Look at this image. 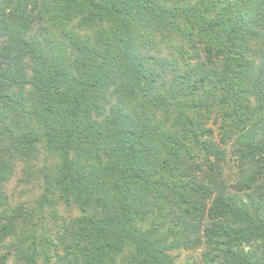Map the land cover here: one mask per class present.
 Masks as SVG:
<instances>
[{
    "label": "trees",
    "instance_id": "16d2710c",
    "mask_svg": "<svg viewBox=\"0 0 264 264\" xmlns=\"http://www.w3.org/2000/svg\"><path fill=\"white\" fill-rule=\"evenodd\" d=\"M215 109L236 181L208 207L197 177L165 185L166 199L153 162L207 176L200 152L217 168L199 117ZM40 148L59 175L35 169ZM17 161L46 179L40 205L76 203L82 215L56 245L34 209L11 208L0 190V264H47L59 245L71 264H118L125 250L126 264H173L159 226H139L147 181L149 213L166 207L174 220L171 249L205 243L204 260L264 264V0H0V188Z\"/></svg>",
    "mask_w": 264,
    "mask_h": 264
},
{
    "label": "rangeland",
    "instance_id": "374dc122",
    "mask_svg": "<svg viewBox=\"0 0 264 264\" xmlns=\"http://www.w3.org/2000/svg\"><path fill=\"white\" fill-rule=\"evenodd\" d=\"M81 30V29H80ZM85 30H81L80 33H85ZM218 111L211 110L209 112H200L199 117L202 123V130L206 131L203 133V136L200 138L201 141L207 147L214 148L219 150V159L217 160L215 157H210L211 165L216 166L217 168L211 170L209 163L205 162L203 159V154L198 153V158L196 159L197 164L202 167V170L206 173L207 176H201L197 172L192 169V172L186 173L185 170L175 171L174 174L169 175L163 171L162 160L159 162H153L150 166L149 173V181H152L157 186V183L160 181L163 182L161 187V192L167 199V192L165 190V185L170 187L171 185H177V181L181 180L183 182H187L190 179H195L197 177L200 182H202L204 187L209 188V195L207 197L204 194L199 195L200 201L208 207L213 198L215 197L218 190H222V188L228 186L231 183H234L237 179L239 173V165L236 162L235 158H232L230 154V146H225V139L223 137V124L227 123V121H223L222 118L218 115ZM229 130V128L227 129ZM179 137L181 138V131L178 132ZM184 138V137H183ZM194 137L185 136L187 139L186 143L192 149L193 159L187 160L188 162H195V142ZM230 142V141H229ZM224 162V163H223ZM59 159L45 151L44 148H40L39 160L35 164V169H39L41 172L44 170L46 173L55 174V176L59 175ZM195 166H191L188 168H193ZM221 167V172H218ZM187 168V169H188ZM25 169V164L21 161H17L14 164V168L10 177L2 183L0 188L1 192L7 197L8 205L13 208L18 205H22L25 209H34V216L42 218L39 225H43L46 228V232L48 238H50L56 245L55 236L61 232L62 227L69 224L70 222L77 219L80 215H82L78 205L76 203H71L70 205L65 204V202L58 201L56 205L50 207L47 204L40 205L42 195L44 194V186H45V178L44 176L38 175L34 173L30 177H26L23 170ZM217 173L219 175L217 176ZM147 181L146 184L139 187V191L144 194L145 201L148 204L143 208V210L148 211V213L144 215L139 226L148 228L149 225H157L159 226L157 230V235L162 238H169L166 245L168 249L166 250L168 255L172 258L173 264H217L216 262H212L209 260H204L201 256L202 252H209L211 255H214V252L209 251L210 247L206 246V244H202L197 249H184L181 247L179 249H171L170 243L176 242V230H173L174 220H170V217L163 216V212L167 213V208H162V212L159 213L157 210L149 213V205L153 203L155 197L152 196L151 186ZM164 189V190H163ZM57 192V191H56ZM147 209V210H146ZM164 210V211H163ZM207 211V210H206ZM173 218V217H172ZM171 218V219H172ZM203 223H209L207 213L205 212V216L202 219ZM42 232L40 229L37 230V235H40ZM195 246V245H194ZM60 247V245L58 246ZM51 248L48 254V262L47 264H64V263H73L72 256L65 255L64 251L59 248ZM129 255V251L125 250L120 257L117 258L118 264L126 262L123 258ZM122 259V261H121ZM212 259H215L213 257ZM219 262V261H218ZM37 264H46L43 258H39ZM133 264H138V260L133 262Z\"/></svg>",
    "mask_w": 264,
    "mask_h": 264
}]
</instances>
